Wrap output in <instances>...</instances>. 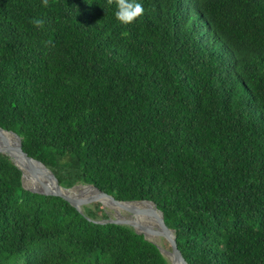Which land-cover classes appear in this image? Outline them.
I'll list each match as a JSON object with an SVG mask.
<instances>
[{
    "label": "trees",
    "instance_id": "obj_1",
    "mask_svg": "<svg viewBox=\"0 0 264 264\" xmlns=\"http://www.w3.org/2000/svg\"><path fill=\"white\" fill-rule=\"evenodd\" d=\"M139 2L0 0V128L64 188L154 202L188 264H264V0ZM109 218L0 153V264H170Z\"/></svg>",
    "mask_w": 264,
    "mask_h": 264
},
{
    "label": "water",
    "instance_id": "obj_2",
    "mask_svg": "<svg viewBox=\"0 0 264 264\" xmlns=\"http://www.w3.org/2000/svg\"><path fill=\"white\" fill-rule=\"evenodd\" d=\"M7 134L15 136L18 139V144H12L7 139ZM0 153L8 156L20 169V171L22 172L23 186L27 191L43 196H53L62 198L81 213H84L85 207H89L92 204L96 203L102 204L104 209L106 210L107 206L105 204V201H108L111 204L112 210H114L116 214H114L112 217L109 215L110 218L106 221H94L95 223H108L119 226L132 227L138 234L144 235L147 240L151 241L156 246H158L161 253L167 258L169 263L171 262V264H173L171 260V257L173 256V258L179 264H188L181 250L179 249L176 232L167 226L163 212L158 209L157 205L154 202H121L116 200L113 196H110L107 193L99 190L93 185L80 184L76 185L71 189L64 188L60 185L59 180L57 179L55 174L47 166H45L42 162L33 159L24 151L23 142L20 136H18L12 131H7L2 128H0ZM19 157L23 158L25 163L24 167L19 164ZM27 175L29 177L34 178L37 183L40 184L41 188H33L30 185L26 184L25 179ZM43 178L51 180L53 182V186H49L48 184H46ZM78 187L90 190L92 195L88 196L87 191H85L82 193L81 197L74 198L64 193V190L70 191ZM133 204H142L144 207H135L132 206ZM117 208H120L121 211L130 214V216L127 218L122 216L121 212H118ZM141 218L153 220L156 223V230L150 228L148 225L140 221ZM151 236L165 238L170 244L171 250H166L162 248L158 243L150 240L149 237Z\"/></svg>",
    "mask_w": 264,
    "mask_h": 264
},
{
    "label": "bare ground",
    "instance_id": "obj_3",
    "mask_svg": "<svg viewBox=\"0 0 264 264\" xmlns=\"http://www.w3.org/2000/svg\"><path fill=\"white\" fill-rule=\"evenodd\" d=\"M7 139L12 143V144H18V139L13 136V135H10V134H7ZM18 162L19 164L24 167L25 166V163H24V160L22 157H19L18 158ZM44 182L46 184H48L49 186H53V182L47 178H43ZM25 183L30 185L31 187L33 188H41L40 184L37 183V181L32 178V177H29L28 175L26 176V179H25ZM87 191V195H92L91 191L90 190H86L82 187H78V188H75L73 190H70V191H65L64 190V193L68 196H71V197H74V198H78V197H81L82 193ZM105 204L107 206V208H111V204L108 202V201H105ZM132 206H135V207H139V208H142L144 207L142 204H133ZM113 207V206H112ZM118 212H121L120 208H117ZM128 215V214H127ZM140 221H142L144 224L148 225L149 227H151L152 229H156V223L153 221V220H150V219H147V218H141ZM171 260L173 262V264H179L174 258L173 256L171 257Z\"/></svg>",
    "mask_w": 264,
    "mask_h": 264
},
{
    "label": "clouds",
    "instance_id": "obj_4",
    "mask_svg": "<svg viewBox=\"0 0 264 264\" xmlns=\"http://www.w3.org/2000/svg\"><path fill=\"white\" fill-rule=\"evenodd\" d=\"M144 12L139 0H115V19L121 24H131ZM37 24L41 21H36Z\"/></svg>",
    "mask_w": 264,
    "mask_h": 264
},
{
    "label": "rangeland",
    "instance_id": "obj_5",
    "mask_svg": "<svg viewBox=\"0 0 264 264\" xmlns=\"http://www.w3.org/2000/svg\"><path fill=\"white\" fill-rule=\"evenodd\" d=\"M106 211L108 212V214L112 217L114 214H116L115 213V211L114 210H112V209H110V208H106ZM121 214H122V216H124V217H129L130 216V214H128V213H126V212H124V211H121ZM128 214V215H127ZM151 228V227H150ZM154 230H156V229H154ZM149 239L150 240H152V241H154V242H156V243H158L162 248H164V249H166V250H171V246H170V244L168 243V241L165 239V238H163V237H158V236H151V237H149ZM170 264H171V262H170Z\"/></svg>",
    "mask_w": 264,
    "mask_h": 264
}]
</instances>
